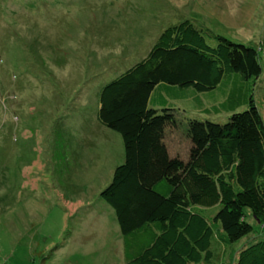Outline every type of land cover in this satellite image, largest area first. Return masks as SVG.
Listing matches in <instances>:
<instances>
[{
	"label": "rangeland",
	"instance_id": "1",
	"mask_svg": "<svg viewBox=\"0 0 264 264\" xmlns=\"http://www.w3.org/2000/svg\"><path fill=\"white\" fill-rule=\"evenodd\" d=\"M186 19L257 48L262 73L249 88L264 121V0H0V264H125L100 196L125 146L97 120L101 90ZM196 208L212 221L220 205ZM245 213L255 230L236 242L214 226L221 262L264 240V216Z\"/></svg>",
	"mask_w": 264,
	"mask_h": 264
},
{
	"label": "trees",
	"instance_id": "2",
	"mask_svg": "<svg viewBox=\"0 0 264 264\" xmlns=\"http://www.w3.org/2000/svg\"><path fill=\"white\" fill-rule=\"evenodd\" d=\"M261 73L256 47L186 19L104 85L97 120L122 135L125 160L100 196L116 213L125 264H218L214 226L228 243L254 232L245 209L264 216V121L249 82ZM222 111L225 122L201 116ZM216 205L213 222L196 208ZM244 263L264 264V240L241 250Z\"/></svg>",
	"mask_w": 264,
	"mask_h": 264
},
{
	"label": "crops",
	"instance_id": "3",
	"mask_svg": "<svg viewBox=\"0 0 264 264\" xmlns=\"http://www.w3.org/2000/svg\"><path fill=\"white\" fill-rule=\"evenodd\" d=\"M106 202V201H105ZM114 210V209H113Z\"/></svg>",
	"mask_w": 264,
	"mask_h": 264
}]
</instances>
